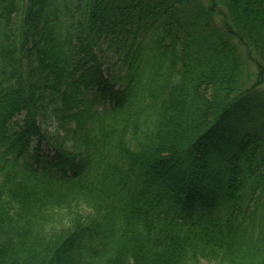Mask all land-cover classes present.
I'll return each instance as SVG.
<instances>
[{
  "label": "trees",
  "instance_id": "16d2710c",
  "mask_svg": "<svg viewBox=\"0 0 264 264\" xmlns=\"http://www.w3.org/2000/svg\"><path fill=\"white\" fill-rule=\"evenodd\" d=\"M262 87L264 0H0V264H264Z\"/></svg>",
  "mask_w": 264,
  "mask_h": 264
},
{
  "label": "rangeland",
  "instance_id": "374dc122",
  "mask_svg": "<svg viewBox=\"0 0 264 264\" xmlns=\"http://www.w3.org/2000/svg\"><path fill=\"white\" fill-rule=\"evenodd\" d=\"M204 1H206V0H204ZM240 52L243 54V58H244V50H243V48H240ZM104 61L106 62V66H107L106 68H107L108 72H110L111 76L116 78L117 73H116L115 68L112 67V66L109 67V65L112 64L114 59L109 60L107 58ZM262 89H264V87H262ZM43 130H44V132L46 134H48L49 137H51L53 139V138H55L57 136L56 133L58 132V127H57L56 123H54V121H52L51 119L48 118L47 121L43 125ZM204 264H207V263H204Z\"/></svg>",
  "mask_w": 264,
  "mask_h": 264
}]
</instances>
